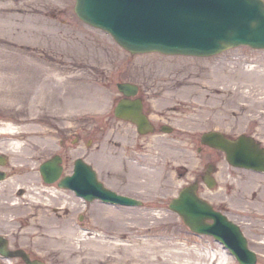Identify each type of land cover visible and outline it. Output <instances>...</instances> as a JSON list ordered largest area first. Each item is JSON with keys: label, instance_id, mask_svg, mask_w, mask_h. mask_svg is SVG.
I'll list each match as a JSON object with an SVG mask.
<instances>
[{"label": "rangeland", "instance_id": "1", "mask_svg": "<svg viewBox=\"0 0 264 264\" xmlns=\"http://www.w3.org/2000/svg\"><path fill=\"white\" fill-rule=\"evenodd\" d=\"M75 2L0 0V63L32 69L30 76L17 74L15 84L0 72V128H15L29 151L38 147L39 163L65 144L70 164L78 156L88 157L101 175L109 170L123 184L122 192L144 203L86 207L71 191L51 183L64 196L50 194L51 205L40 209L38 201L21 200L26 184L10 188L5 182L0 187L7 203L0 205V232L12 247H25L46 264H124L120 258L125 264H239L221 242L192 231L169 209L171 199L212 164L217 181L211 188L201 182L200 194L241 224L259 253L256 264H264V173L232 167L222 153L201 142L204 132L218 129L234 136L250 134L264 145V49L242 45L206 57L131 53L111 34L80 19ZM27 13L42 14L49 38L44 41L29 27L22 29L26 22L16 16ZM4 54L8 58L1 59ZM122 79L142 87L155 132L140 135L135 124L113 113ZM35 81L39 84L31 93L23 90ZM109 115L114 126L104 132L92 129L87 120ZM164 124L173 130H161ZM10 133H0V153L9 159V173L27 152L16 156L5 146L12 141ZM9 194L21 200L20 207ZM31 226L39 233L27 234ZM0 264L24 262L0 257Z\"/></svg>", "mask_w": 264, "mask_h": 264}, {"label": "water", "instance_id": "2", "mask_svg": "<svg viewBox=\"0 0 264 264\" xmlns=\"http://www.w3.org/2000/svg\"><path fill=\"white\" fill-rule=\"evenodd\" d=\"M75 11L85 22L109 31L133 53L160 51L208 56L241 44L264 48V0H76ZM119 86L127 91L130 85ZM136 91L133 87L132 93ZM116 114L136 122L141 132L148 131L149 121L142 113L140 100L121 102ZM203 140L224 150L227 160L233 165L264 171V148L252 137L241 135L231 140L222 133L212 131L204 134ZM54 164L52 161L42 166L49 181H53L59 173ZM92 177L77 170L68 181L77 183L73 187L88 197L97 194L113 202L141 203L133 197L112 194L101 188L102 184H92ZM86 186L98 191L91 194L85 191ZM170 208L180 213L194 231L211 233L227 241L242 264H255L256 256L248 250L238 227L202 200L195 185L185 187L171 201ZM207 218H212L214 222H207ZM0 251L8 256L17 254L8 250L6 244L0 246ZM21 254L28 264H44L32 261L24 252Z\"/></svg>", "mask_w": 264, "mask_h": 264}, {"label": "bare ground", "instance_id": "3", "mask_svg": "<svg viewBox=\"0 0 264 264\" xmlns=\"http://www.w3.org/2000/svg\"><path fill=\"white\" fill-rule=\"evenodd\" d=\"M16 19L19 20V21L24 20V22H26V25L24 27H22L23 30H28V27H29V29L32 30L33 32H35L38 35H41L43 37L42 39L44 41H45V39L49 38L50 35H49L48 32H49V29L50 28L47 27V25H49V24H48V22H46L45 20H43L42 14H40V15H34V13H27V14H25L23 16H16ZM2 47L3 46H1V48ZM1 51L4 52L3 49H1ZM5 58H8V55L7 54L2 55V57H1V59H5ZM30 68L31 67L28 66L27 69H26V71H22L21 68L18 69V67L14 66V65H7V64H4V63H0V72H1V74L3 76V78L7 79L8 80V83H11V84H15V80H16V75L17 74H20L21 76H24V74L26 73L25 76H30L32 74V69H30ZM229 73L231 75H233V77H234L233 71H230ZM236 80H238V81H240L242 83H249V82H251V80H247V79H244V80L236 79ZM16 81H18V80H16ZM20 83H23V82L20 81ZM27 84H29V85L28 86L24 85L23 90H25V91L29 90V92L31 93V89H33L35 85H38L39 82L35 81V82H32V83L29 82ZM42 91H43V89H42ZM42 91H40V92H42ZM43 92L45 93V91H43ZM38 97H41V96L39 95ZM248 97H249V94H247L245 98H248ZM10 102H13V100H10ZM42 104H43V102H42ZM4 131L11 132L10 133L11 134L10 137L12 138V141L6 140L4 142L5 143V146L7 148L11 149V146L13 144H20V145H22V148H21L20 151L14 152V153H16V156H18V155L23 156V154L27 150V152L25 153V157H24L25 160H22L24 163L23 162H19L20 164H17L13 170H15V171L25 170V171H27V169L30 166V163L28 162L29 159L31 157H34L33 159H36L38 157L39 151H36V149L38 147L32 146L30 148V151H29L28 147L26 148L25 142L22 143L20 141L19 136L16 135V132L17 131L12 126L11 127H8V128H0V132H4ZM22 138H25V137L23 136ZM36 143L39 144V141H37ZM35 179L37 180V177ZM4 182H6V185L7 186L9 185L10 188L17 187L19 185H24V184H26L25 186H27V187L29 186V190L27 191V194L26 195H23V197L21 198V200L24 199L25 197H27V198H29L31 200H34V201H39L40 199H42L43 191H42V189H39L37 187V184L40 183V179H38V181H35L34 178H33V176L31 174L30 175L29 174L28 175H20V176H19V174H17V175L13 176L10 179L1 180L0 181V187H1V185ZM5 197L8 198L7 196H5ZM9 197H10V199H12L14 201H15V199L19 200V201H17V202H19L18 205H17V207H20L21 206V203H20L21 200L18 197L13 198L11 194H9ZM2 198L3 197L0 195V202L2 201ZM17 202H13V203H16L17 204ZM13 203H11V205ZM0 205L7 206V203L5 201H2V203H0ZM24 209H26V208H24ZM31 216H32L31 213H29L27 215L28 218L34 220L33 218H31ZM7 220H8V218H7ZM33 226H31L30 228L27 229V232H28L27 234L30 235V232L32 234L39 233V232H36L35 229H32ZM20 232H22V231L20 230ZM72 248H73V250H75V248L73 246H72ZM116 259H118V258H116ZM120 259L123 260L125 263H127V261L125 259H122V258H120ZM218 264H224L223 260H221Z\"/></svg>", "mask_w": 264, "mask_h": 264}, {"label": "flooded vegetation", "instance_id": "4", "mask_svg": "<svg viewBox=\"0 0 264 264\" xmlns=\"http://www.w3.org/2000/svg\"><path fill=\"white\" fill-rule=\"evenodd\" d=\"M127 79H122V80H119V81H126ZM130 81V80H129ZM133 82V81H132ZM134 83H136V82H134ZM140 95V97H143V96H141L142 95V87H140L139 86V94L137 95V96H139ZM122 97V96H121ZM124 97V96H123ZM144 100V111L147 113V114H149V109H148V105H147V103H146V101H145V99H143ZM89 112H92V113H95V111H93V110H90ZM98 112L96 111V114H97ZM88 120V122L92 125V129H98V130H100V131H102V132H104V131H106V130H110L111 128H112V126H114L113 124H112V118H111V115H109V116H107V117H105L104 119H99L98 117H90V118H88L87 119ZM162 127V126H161ZM160 127V128H161ZM98 145H100V144H98ZM64 150H65V144H63L62 145V151H60V152H58L57 154H55V155H53V156H58V158H59V162H58V166H59V168H60V175H59V180L56 182L57 183V186L58 187H60L59 186V182H60V180L63 178V177H65L66 175H69V174H71L72 172H73V170H74V167H75V163H76V161L78 160V159H83L86 163H88L89 165H91L92 166V168L94 169V170H96L97 171V177H98V179H100L103 183H104V185L105 186H107V187H110L111 189H113V190H115V191H117V192H120V193H124V192H122V191H124V189L122 188V183L120 182V180L119 181H117L118 179H117V176H115L114 174H112V172H110L109 170L106 172V174H103V175H101L102 174V172H101V170L99 169V167L96 165V163L93 161V160H90L88 157H85V156H78L74 161H73V163L72 164H70V162H71V158H69V157H66V155L64 154ZM36 151H39V150H37L36 149ZM220 153V152H219ZM38 156H39V153H38ZM52 156V157H53ZM34 157H31L30 159H29V163H30V166H29V168L27 169V173L30 175H32L33 176V178H34V180L35 181H38V179H40V183L39 184H37V187L39 188V189H42V191H43V194H42V199H40L38 202H40L41 203V208L40 209H43L44 208V206H50L51 205V202L54 200V198H52V197H50V194L51 195H53V196H57V197H59L60 199L61 198H63V196H64V193L63 192H58V190L59 189H55V190H52L51 189V187H49V185L48 184H50V183H48V182H46L45 181V179H44V177H43V175H42V173H41V170H40V168H41V165L46 161H43V162H41V163H39V161H38V157L36 158V159H33ZM50 159V158H49ZM48 160V159H47ZM17 165V164H16ZM15 165V166H16ZM210 165H212V164H209L208 165V167H207V169L206 170H204L201 174H200V178H205V177H207V174H208V168H209V166ZM72 166V167H71ZM214 166V165H213ZM70 167L72 168V170L70 171V173H65L66 171H68L69 169H70ZM15 167H13V168H11V173H14L15 175H17V174H19V175H21V173L23 174L24 173V170H19V171H15V170H13ZM215 167H214V169H213V172H211L210 174H214L216 171H215ZM91 171H92V169H90ZM18 172V173H17ZM11 173H9L8 172V176L11 174ZM17 173V174H16ZM113 175H114V177H113ZM37 177V180L35 179ZM119 178V177H118ZM37 183V182H36ZM56 183H54V184H56ZM28 188H29V186H28ZM61 188V187H60ZM65 189L66 188H64L63 190L65 191ZM27 190H29V189H27ZM66 190H69V191H71V193H72V196L76 199H79L81 202H83L84 204H85V206H88V202H85L81 197H79V196H77V194L73 191V190H71V189H66ZM26 190H24V189H22L21 188V190H20V192H19V195H20V197L22 198V196L23 195H25V192ZM62 196H61V195ZM46 199V200H45ZM25 201V200H24ZM34 201V200H33ZM23 202V201H22ZM37 202V201H36ZM58 208H60V209H64V211H66V209H68L67 208V206L66 205H61V206H59ZM39 209V210H40ZM60 209H58V210H60ZM19 247H22V246H16L15 248H19ZM26 250L31 254V256H32V258H39V255H36V254H34L32 251H30L29 249H27L26 248Z\"/></svg>", "mask_w": 264, "mask_h": 264}, {"label": "clouds", "instance_id": "5", "mask_svg": "<svg viewBox=\"0 0 264 264\" xmlns=\"http://www.w3.org/2000/svg\"><path fill=\"white\" fill-rule=\"evenodd\" d=\"M21 148H22V145H20V144H13L12 146H11V151H13V152H18V151H20L21 150Z\"/></svg>", "mask_w": 264, "mask_h": 264}]
</instances>
